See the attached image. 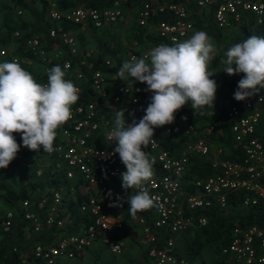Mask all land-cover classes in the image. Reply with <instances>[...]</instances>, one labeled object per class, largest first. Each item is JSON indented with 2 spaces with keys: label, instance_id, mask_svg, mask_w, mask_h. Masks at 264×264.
Returning a JSON list of instances; mask_svg holds the SVG:
<instances>
[{
  "label": "built area",
  "instance_id": "1",
  "mask_svg": "<svg viewBox=\"0 0 264 264\" xmlns=\"http://www.w3.org/2000/svg\"><path fill=\"white\" fill-rule=\"evenodd\" d=\"M209 10L211 23L216 28L226 30L242 22H251L258 32L259 28H264V0H139L133 6L135 22L146 26L147 31H143V34L154 32L157 40L147 39L146 46L141 49L129 48L126 61L143 57L153 47L164 44V40L171 45L188 40L200 31L195 20L201 19L202 14ZM124 11L122 0H111L110 4L101 8L72 6L66 9L58 8L55 0H45V17L53 22L47 34L50 37L58 36L67 52L76 55L78 46L74 35L67 30H58V21L91 23L100 27L117 22ZM153 11H169L171 20L161 19L150 23ZM16 12L21 13L22 10L16 8ZM19 32L18 29L14 30L11 36H18ZM44 44L42 36L30 35L23 40V50L48 62ZM58 58L63 69L65 66L66 70L70 69L69 58L59 55ZM4 61L18 62L19 57L12 53L6 57L5 49L0 46V62ZM101 63L108 68L115 62L104 57ZM86 69L71 71L73 80L65 77L79 88V97L84 92L83 83L93 96L88 100L78 99L71 106V118L56 130V151L48 154L41 149L37 153L24 147L22 139L18 142L14 136L21 147L10 165L18 162L27 167L35 157L36 176L42 173L44 167L50 166L49 173L59 171L66 185L44 189L36 201L28 197L19 199L20 210L8 208L0 216V234L7 230L8 218L12 213L17 216L22 214L34 232L43 223L57 229L65 228V216H69L66 212L67 202L76 196H79V200L75 207L80 217L75 224L76 230H59L49 240L33 243L29 254L11 247L17 264H68V259L96 245L112 254L120 253L124 247L123 240L115 236L122 225L120 209L129 211L127 197L134 195L135 190L122 187L121 173L126 171V167L119 154H113L115 145L105 139V135L112 129L117 110L126 109V123H131L134 118L138 123L145 115L152 93L145 91L146 83L134 82L131 77L127 82L117 81L116 74L109 70L96 67ZM46 72L48 66L44 68ZM36 82L47 84L48 78ZM262 101L264 89L253 98L229 103L224 109L231 140L241 147L240 160L217 157L215 154H220L221 146L214 148L207 137L216 130V124L209 122L195 127L184 112H176L172 124L155 128L154 142L147 148L142 146V150L155 161L154 175L146 187L155 198L156 207L138 212L133 221L139 226L144 247L150 245L145 252L149 264H196L184 256L177 246V239L189 227L205 225L207 217L199 210L212 207L222 209L227 205V196L239 190L243 192L240 196L242 206L264 199V147L255 134ZM157 133L167 137L170 142L168 147L158 140ZM208 154L212 155L209 162L213 167L212 172L203 175L190 173L191 158L204 159ZM44 158L47 160L44 161ZM109 191L113 194L111 197ZM117 194L123 198L122 207L109 206L115 202ZM65 212L66 215H63ZM158 235L164 239L161 246L153 244ZM216 256L223 264H264V219L249 223L233 221L227 240L218 248Z\"/></svg>",
  "mask_w": 264,
  "mask_h": 264
},
{
  "label": "clouds",
  "instance_id": "2",
  "mask_svg": "<svg viewBox=\"0 0 264 264\" xmlns=\"http://www.w3.org/2000/svg\"><path fill=\"white\" fill-rule=\"evenodd\" d=\"M214 52L212 38L197 31L188 40L155 46L143 57L123 62L117 73L121 81L131 77L146 83L145 91L152 93L138 123L135 118L126 123V109L117 110L112 129L105 135L115 145L113 154L118 153L126 167L121 173L122 187L135 190L127 197L133 218L156 207L146 187L154 175L155 161L142 150L154 142L155 128L172 124L174 114L188 102L194 114L196 109L213 108L218 84L210 78L214 72L209 64ZM222 63L227 74H244L233 94L235 100L246 101L264 89V37L249 36L234 44ZM65 76L66 71L56 65L48 72L47 84H40L18 62H0V169H6L20 150L13 133L21 134L29 150L56 151V130L71 118V106L79 99V88ZM108 195L113 194L109 191ZM122 203L117 194L110 206L122 207Z\"/></svg>",
  "mask_w": 264,
  "mask_h": 264
},
{
  "label": "trees",
  "instance_id": "3",
  "mask_svg": "<svg viewBox=\"0 0 264 264\" xmlns=\"http://www.w3.org/2000/svg\"><path fill=\"white\" fill-rule=\"evenodd\" d=\"M10 2L15 9H21L23 13L27 15V17L25 19L17 18L18 20L15 21L12 20L8 14L3 13L0 20V44H4L8 40H11L14 43L15 52L20 54L21 57L34 58L27 51L23 50V40L30 34L43 33L42 38L45 39V49L58 48L59 51H61L59 56L61 58H69L71 66H77L81 70H87L86 66L81 62L79 58L74 55H70L67 52L65 45L61 43L58 36L50 37L47 34L48 28L53 24V22L45 17V0H10ZM55 2L60 9H66L72 6L101 8L110 4L111 0H55ZM137 2H139V0H124L122 1V5L125 7V9L131 7L133 8V6ZM125 13L126 10L124 11V14ZM210 13V10L208 12H204L201 19L195 20V24L198 26L200 31L206 32L214 41H218L221 39L222 30L224 29L216 28L215 26H213L210 20ZM191 15H193V12H191ZM161 19L171 20L169 11H153L149 18V22L154 24ZM250 23L251 22H242L236 24L233 27L237 30V34L233 37L235 43L243 42L249 36L264 37V28H259L258 32L251 26ZM117 24L118 23L115 22L112 24H104L100 27H96L91 23H85L82 26L79 23L58 21L56 23V27H58V30L60 31L67 29H78L80 31L82 28L85 29L86 32H89V34H94V36L92 37V46L95 47L96 51L93 53V55H87L82 52L86 58V61L91 62V68L96 67L113 72L114 74H116V80L118 81L120 79L117 73L123 62H121L120 59L116 56V58L113 59L115 63L111 67L105 68L101 63L104 58L103 56H115L116 49H110L108 47L107 39L109 38V35L111 36L112 30ZM17 29L20 31L19 35L11 36V32ZM145 29V25H138L134 21L132 25V35L134 39L140 40L139 33L143 32ZM80 32H82V30ZM76 34L77 35L75 39L77 46H84L85 43L81 38L80 33H78L77 31ZM145 35L148 39L153 38L157 40L154 32H149ZM103 36L104 39H102ZM163 43L172 46L168 41L164 40ZM18 63L21 65V67L25 68L21 59H19ZM212 63H215V59L212 60ZM46 65H48L49 72V70L53 66H61V60L59 58H51ZM62 70H65L66 77L71 79L69 73L72 69L70 68L66 70L62 68ZM48 72L34 78H48ZM243 75V73H240L231 75L229 78H217L212 76L210 78L214 79L217 83L224 84L229 89L234 90L235 92L238 86V81L242 78ZM82 89L84 92H82V95L79 97L80 100H88L93 96L91 90L87 88L86 83L82 84ZM140 93H144V90L140 91ZM235 101L237 100H234L233 102ZM224 109L225 106L213 107L210 109L205 108L203 110L196 109V114H194V110L191 108V103L188 102L177 112H184L188 121L193 123L195 127L207 124L209 122L215 123L216 130H213L211 133L207 134V137L209 140H213L214 142H216V144L221 146V152L218 157L228 158L231 160H240L242 157L241 147L238 143L231 140V133L227 127V122L224 119L223 115ZM201 111H203V115L200 114ZM255 134L258 135L264 147V101L261 102V117L256 125ZM13 135L18 138V142H21L20 133H13ZM157 138L164 146L168 147L170 145L169 140L163 134L157 133ZM35 161L36 159L34 157L30 165L27 167H24L22 166V164L15 162L14 164L8 166L6 169H0V195L7 202V206L9 208H13L16 211L20 210L19 199L28 197L30 200L36 201L40 193L43 192L44 189L47 188L48 190L49 187L56 188L61 184H64L65 180L60 176L59 171H53L54 173H49V171H51L50 166L44 167L42 173L36 176L34 174ZM189 170L192 174L203 175L211 173L213 167L210 165L208 157H205L204 159H201L199 157H192L189 165ZM262 182H264V175L262 177ZM242 193L243 192L239 190L234 192V194L227 196L226 206L233 208L234 211L227 210L223 213L222 211L224 209H219L217 207L198 211L206 215L207 222L203 226H193L191 227V229H187L182 232L180 239L182 248H184V250L181 252L184 254V256L191 259L203 245L210 246L215 252H217L218 248L227 240V235L233 221L239 223H249L252 221H261L264 219V199H257L255 203L249 206H242L240 203V196ZM63 199L66 201L65 197H63ZM78 200L79 196H76L67 202L66 212L69 216H65L64 227L66 229L63 227L57 229L53 225H46L43 223L40 229L34 232L27 224L26 220L23 219L22 214L17 216L15 215V213H12L8 218L9 222L7 230L1 232L0 234V264H17L15 257L16 255L11 250V247L13 246L29 254L30 247L33 243L49 240L51 236L59 232V230H63L65 232L76 230L75 224L80 218L75 207V204L78 202ZM30 207L34 208V205H31ZM66 212L63 215H66ZM71 217H73V219H71ZM189 233L192 234L191 239H187ZM162 237L163 236L158 235V238L154 240L153 244L155 246L163 245L164 239H162ZM149 246L150 245L144 247L143 251L141 252L142 256L147 258L148 262L149 259L146 256L145 252ZM214 261L217 264H223V262L219 258H217V256Z\"/></svg>",
  "mask_w": 264,
  "mask_h": 264
},
{
  "label": "rangeland",
  "instance_id": "4",
  "mask_svg": "<svg viewBox=\"0 0 264 264\" xmlns=\"http://www.w3.org/2000/svg\"><path fill=\"white\" fill-rule=\"evenodd\" d=\"M122 1H124V0H122ZM125 10H126V13L123 15L122 18H120L119 22H117L118 24L113 28V30L111 32V36L109 35V38L107 39V45L110 46L111 44H113L112 47L114 49H116L115 56H113V57H116V56L119 57L120 61H122V62L125 61V59H126L125 54L127 52L128 47H132V46H134V47L135 46L136 47H145L146 41L148 39V38H146L145 34L143 36H140V38L143 39L142 41L134 39V37L132 35L133 12L130 10V8H126ZM3 13L8 14L11 17V19L15 20V21L18 20L17 18L25 19L27 17V15H25V13H23V11L21 13H17L16 9L11 4L10 0H0V20H1ZM1 29H3V28H1ZM81 30H82V32H80ZM81 30L80 31L78 29H72L71 30V32L75 36L77 35L76 33L78 31V33H80L81 38L83 39V41L85 43L84 46H81V47L78 46L79 52L81 54H83L82 52H84L87 55H93V53L96 51L95 47L92 46V37L94 36V34H92V33L89 34V32H86V30L82 29V28H81ZM145 30L147 31V29H145ZM236 32H237V30L234 28L222 30V37L220 40L214 41L212 39V41L215 45V52L213 53L215 63H212V61H211L209 64V70L214 72L212 77L229 78L231 76L222 70L225 67V65L222 63V60L226 59L227 50L235 44L233 37L237 34ZM102 39H104V36ZM0 46H2L5 49L6 57H7V55L10 56L12 53V54H16L19 56V59L22 60L23 65L28 61L25 57H21L20 54L15 52L14 43L11 40H8L4 44H0ZM58 52L61 53V51H58ZM46 54H47V58L50 59L53 57L54 51H48V52L46 51ZM124 56H125V58H124ZM32 62L35 65L38 64L36 61H32ZM38 69H39V66H38ZM217 84H218V88H217L216 98L214 100L213 107H223V106L226 107L229 103H231L235 100L234 95H233L234 90L229 89L227 86H225L222 83H217ZM208 109H210V108H208ZM215 155L217 157L219 156L218 153H216ZM63 185H66V184L64 183ZM8 208L9 207L7 206V202L0 195V216H2ZM223 209H224L222 211L223 213L227 210L234 211L233 208H230L228 206H226ZM123 224H124V221L122 220L121 226H123ZM132 224H133V225H131L132 227H134V225L136 226L135 230L138 232V236L141 237L139 226L134 221L132 222ZM131 226L128 227L129 231L133 230ZM191 238H192V234L189 233L187 236V239H191ZM138 239L140 240L139 237H137L135 240L138 241ZM177 240H178L177 246L180 248L181 251H183V248L180 245L181 239H177ZM140 241H142V240H140ZM140 243H141V245H138L136 243L137 248L134 245H131V246L129 245L128 248H130V249L128 250V248H127V250H128L127 256L132 257V258H137L139 264H142V260H141L142 256H140V251H141V249L144 248L145 242H140ZM124 246H125V243H124ZM136 251L138 253L137 255L135 254ZM121 252L122 251H120V253H117V254H112L111 257L112 256H114V257L120 256L119 254H121ZM103 254L108 255V253H106L105 251H103ZM216 254H217V252H215L210 246L203 245L200 247L199 251L195 255L196 260H193V261L196 264H214V260L216 259ZM91 258H92L91 253H87V252L85 253L82 251L78 255H75L74 258H72V259L70 258L68 264L88 263L89 261H91ZM97 260L101 261V260H103V258H101L100 260L98 258H96L95 262H98ZM135 263L136 262L134 261L133 264H135Z\"/></svg>",
  "mask_w": 264,
  "mask_h": 264
},
{
  "label": "crops",
  "instance_id": "5",
  "mask_svg": "<svg viewBox=\"0 0 264 264\" xmlns=\"http://www.w3.org/2000/svg\"><path fill=\"white\" fill-rule=\"evenodd\" d=\"M173 1H176V0H173ZM130 10L133 12V8L131 7L130 8ZM124 15V14H123ZM123 15H122V17H123ZM121 17V18H122ZM120 20V18L117 20V22ZM135 21V19H134V15H133V22ZM82 26H83V24H81ZM67 31L68 32H70L72 35H74L72 32H71V29H67ZM144 32H140L139 33V36H143L144 34H143ZM30 35H39V36H42L43 37V33H36V34H30ZM30 35H28V36H30ZM74 37L76 38V36L74 35ZM76 40V39H75ZM143 39L142 38H140V40L139 41H142ZM113 44H111L110 46L108 45V47L110 48V49H114L113 47ZM129 48H133V49H141V48H143V47H134V46H132V47H128V49ZM127 49V50H128ZM46 51L48 52V51H54V55H53V57L52 58H57L58 59V55L60 54L58 51H59V49L58 48H53V49H46ZM58 53V54H57ZM126 55V54H125ZM74 56H76L77 58H79L80 60H81V62L82 63H84V65L86 66V68H89V69H91V62L90 61H86V58H85V56L83 55V54H81L80 52H79V48H78V51H77V53H76V55H74ZM103 57H108V58H110V59H115L116 57H109L108 55H105V56H103ZM117 58H119V57H117ZM124 58H125V56H124ZM28 61L24 64V66H25V70L26 71H28V72H30L32 75H33V77H38V76H41L42 74H44V68L45 67H47L48 65H46L47 64V62L46 61H41V60H39L38 58H26ZM32 59V60H31ZM48 59V58H47ZM51 59V58H50ZM49 60V59H48ZM32 61H36L38 64L37 65H35V64H33V62ZM125 61H126V59H125ZM125 61H123V62H125ZM122 62V61H121ZM38 66H39V69H38ZM30 67V68H29ZM72 70L71 71H75L76 69H79L77 66H71L70 67ZM70 74V73H69ZM70 76H71V74H70ZM66 77V76H65ZM68 78V77H67ZM35 79V78H34ZM68 79H70V78H68ZM36 81H38V80H40V79H35ZM70 80H73V77L71 76V79ZM211 141V143H212V145H213V147L215 148V147H217L216 145H218V144H216V142H214L213 140H210ZM218 146H220V145H218ZM212 151L214 150L213 148L211 149ZM212 155H210V154H208L206 157H208L209 158V162H210V157H211ZM45 160H47V158H44V161ZM189 172H190V170H189ZM120 213L122 214V220L124 221V224H123V226H121V228L119 229V231H118V233L115 235V236H117V237H120L122 240H123V242L125 243V246L123 247V249L121 250L122 252H121V254H119L120 256H116V257H114V256H112L111 257V255H112V253H109L108 251H106L105 249H103L102 247H100V246H94L93 248H90V249H86V250H84L83 252H87V253H91V255H92V258H91V261H89L88 263H79V264H133V262L135 261L136 263L135 264H139V262H138V259L137 258H132V257H128L127 256V252H128V250L130 249V248H128L129 247V245L131 246V245H134L136 248H137V244L138 245H141V243L140 242H144V241H140V240H142V239H138V241H136L135 239L137 238V237H139L140 238V236H138V232L135 230V228H136V226L134 225V227H132L131 225H133L132 224V222H133V217L130 215V213H129V211H125L124 209H120ZM132 227V229L133 230H131V231H129V228L128 227ZM188 229H191V227H189ZM187 233V232H186ZM136 241V242H135ZM137 243V244H136ZM183 244H184V242H183ZM181 246H182V244H180ZM127 248H128V250H127ZM127 250V251H126ZM183 250H184V248H183ZM103 251H105L106 253H108V255H104L103 254ZM143 251V249H141V251H140V256H142V252ZM135 254L137 255L138 253H137V251L135 252ZM197 254V253H196ZM195 254V255H196ZM195 255L191 258V260H196V258H195ZM72 258H74V257H72ZM71 258V259H72ZM96 258H98L99 260L101 259V258H103V260H101V261H98V262H95L96 261ZM69 260L70 259H68L67 260V262H69ZM141 260H142V264H149V262H148V260H147V258H145V257H143L142 256V258H141ZM122 262V263H121ZM214 264H217L215 261H214Z\"/></svg>",
  "mask_w": 264,
  "mask_h": 264
}]
</instances>
